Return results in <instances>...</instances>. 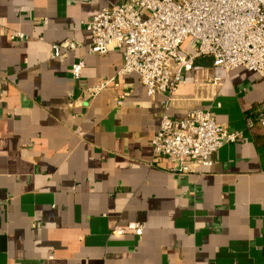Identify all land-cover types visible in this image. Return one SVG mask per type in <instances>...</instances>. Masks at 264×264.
<instances>
[{
	"label": "crops",
	"instance_id": "crops-1",
	"mask_svg": "<svg viewBox=\"0 0 264 264\" xmlns=\"http://www.w3.org/2000/svg\"><path fill=\"white\" fill-rule=\"evenodd\" d=\"M124 1L0 0V264H264V126L246 125L264 78L238 67L201 85L187 72L165 108L136 73L118 74L121 51L88 53L84 23ZM69 41L80 47L51 58ZM195 63L212 78L210 59ZM193 108L240 140L208 167L172 170L151 138L163 113ZM129 222L140 236L112 233Z\"/></svg>",
	"mask_w": 264,
	"mask_h": 264
},
{
	"label": "built area",
	"instance_id": "built-area-1",
	"mask_svg": "<svg viewBox=\"0 0 264 264\" xmlns=\"http://www.w3.org/2000/svg\"><path fill=\"white\" fill-rule=\"evenodd\" d=\"M84 27L91 36L88 53L121 51L118 74L136 73L147 96L167 98L165 108L187 72H193L201 85V80L219 85L238 67L264 78V0H125L103 6ZM14 37L25 35L16 32ZM79 47L74 41L53 43L50 56L66 57ZM199 58L210 59L212 78L201 77L203 68L195 63ZM83 68L82 59L74 62L72 78L80 79ZM111 81L87 87L86 92L94 97ZM246 125L264 126V108L248 116ZM240 137L239 132L216 122L209 110L193 108L180 119L163 113L150 143L155 158H166L174 165L172 170L191 172L210 166L217 150ZM142 231L140 223L129 222L115 226L112 233L140 236Z\"/></svg>",
	"mask_w": 264,
	"mask_h": 264
},
{
	"label": "rangeland",
	"instance_id": "rangeland-1",
	"mask_svg": "<svg viewBox=\"0 0 264 264\" xmlns=\"http://www.w3.org/2000/svg\"><path fill=\"white\" fill-rule=\"evenodd\" d=\"M143 12H144V11H143ZM143 12H142V13H143Z\"/></svg>",
	"mask_w": 264,
	"mask_h": 264
}]
</instances>
